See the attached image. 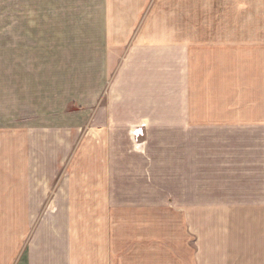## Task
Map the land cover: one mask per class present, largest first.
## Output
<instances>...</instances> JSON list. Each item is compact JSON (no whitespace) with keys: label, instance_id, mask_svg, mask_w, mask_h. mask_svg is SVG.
I'll return each mask as SVG.
<instances>
[{"label":"crops","instance_id":"crops-1","mask_svg":"<svg viewBox=\"0 0 264 264\" xmlns=\"http://www.w3.org/2000/svg\"><path fill=\"white\" fill-rule=\"evenodd\" d=\"M151 4L152 0H103V7L94 6L85 18L81 14L77 26L71 28L81 27L90 38L103 32L107 43L101 46H121L122 39H135L133 46L145 48V62L155 57L152 63L160 65L159 71L123 75L124 84L113 83L103 97L105 105H98L92 116L88 127H96L108 137L119 132L120 147H114L109 157L111 167L105 169L99 163L101 156L92 154L97 166L80 171L76 168L80 180L67 183L65 203H49L42 212V203H35L39 198L36 175L42 159L40 147L23 152L25 165L17 148L10 151L7 129L0 127V264H264V39L240 43L194 40L190 57L189 41L170 36L169 29L162 30L154 44ZM132 32L139 33L134 36ZM138 50L131 48L130 54ZM89 62L87 70L76 74L81 83L74 85V90L86 89L85 82L98 95L105 74L94 66L100 63L98 58ZM234 67L240 70L242 96L248 97L236 110L227 100L217 104L218 96L232 95ZM121 74L116 73L112 80L120 79ZM130 89L144 91L125 92ZM252 94L258 97L256 107L249 106ZM94 97L75 98L84 104L93 103ZM206 97L208 103L203 107L190 105V101L198 103ZM141 123L152 129L150 135L140 138L144 147L149 142L158 143L154 134L160 129L163 152L159 164L147 151L136 149L129 135L130 128ZM199 128L224 129L232 135L217 138L190 130ZM233 128L241 130L240 136H233ZM180 129L186 131L180 134ZM238 145L240 152L233 150ZM250 150L257 153L256 159L248 154ZM78 154L85 158L83 153L72 158ZM138 160L144 161L140 168ZM205 164L212 172L201 171ZM222 165L229 186L202 187V191L201 176L219 175ZM26 174L29 203L22 199L19 180L10 179ZM138 174L163 177L162 199L164 203H184L171 208L181 215L188 232H172L174 227L167 225L166 230L154 233L153 208L146 194L142 203L132 196L133 203H116L120 189L118 195H112L106 187L107 178L112 176L114 186L131 192L136 190V184H130ZM120 176H129V183ZM138 188L144 193L150 191L147 185ZM110 199L115 203H106ZM91 200L97 203H89ZM204 203L209 204L206 207ZM232 203H242L239 212L233 210ZM218 214L225 227L218 224Z\"/></svg>","mask_w":264,"mask_h":264},{"label":"rangeland","instance_id":"rangeland-1","mask_svg":"<svg viewBox=\"0 0 264 264\" xmlns=\"http://www.w3.org/2000/svg\"><path fill=\"white\" fill-rule=\"evenodd\" d=\"M98 5L99 8L103 7V0H0V127L7 129L10 151L17 148L18 154L25 158V165L27 157L23 152L31 151L33 146L40 147L42 159L40 172L36 175L39 198L36 197L35 203L38 201L42 203V212L49 203H65L64 194L67 183L71 185L69 181L74 184L75 181L80 180V176L74 172L76 168L80 171L81 168L85 170L97 166L98 161L92 154L101 156L99 163L103 164L105 169L112 166L109 157L114 147H120L119 132L117 135L108 137L106 132H100L96 127H88L97 106L100 105L102 108L105 105L103 97L109 93L112 84H124L122 76L130 72H143L144 75L145 71L160 70V65L152 63L155 57L149 58L148 63L145 62L144 56L147 55L145 48L133 46L135 39L129 41L122 39L119 42L121 46L108 47L101 46L107 43L105 41L107 37L103 36V32L90 38L88 31L83 33L81 27L72 31L71 28H75L78 20L81 19V14L85 18L86 12ZM151 6L154 44L160 40L161 31L169 29L170 36L189 41L188 55L190 57L193 55L194 40L196 43L225 40L240 43L244 40L256 42L264 39V0H152ZM80 8L81 11H79ZM76 13L79 14L78 17ZM55 26L65 31L56 32ZM132 35L135 36L136 32H132ZM99 43L100 46H98ZM134 47L139 48L136 54ZM131 48L134 50L133 55L130 54ZM97 58L100 63L94 66L97 71L105 74L98 95L96 92L93 93L89 84L85 82L86 89H78L81 79L80 76H76L78 72L87 70L91 65L87 61ZM116 73L122 74L120 79L114 81L112 77H115ZM233 75L232 95L218 96L217 104L227 100L236 110L240 108L243 98L248 97L242 96L240 90L239 68L234 67ZM140 82L145 83V80ZM74 85H77L76 90ZM143 91L125 90V92L137 94ZM74 92H76L75 96ZM80 95H83L85 100L92 98L93 95L96 97L93 103L86 101L81 104L75 98ZM257 98L255 94L250 95L249 106L256 107ZM205 103H208V97L205 101L201 100L198 103L190 101V105L195 109L203 107ZM135 127L143 129L141 140L144 136L146 137V133L150 135L152 130L141 123L131 127L129 133ZM155 130L158 131L154 134L158 143L149 142L144 147V141H142L139 149L143 153L147 151L153 157L152 161L159 164L163 152L159 144L162 134L160 129ZM190 130H199L197 134L217 138L232 135V132L225 133L224 129L219 128ZM181 131L186 129H180V134L183 133ZM240 131L238 128H233V136H240ZM33 139L35 143H32ZM223 146L224 144L221 145ZM233 150L240 152V145L234 146ZM76 153H83L85 158H81L79 154L72 158V155ZM248 154H252L254 159L257 158V153L251 150ZM242 158L248 159L249 156ZM234 162V160L231 161V163ZM137 164L140 168L144 161L138 160ZM27 169L26 173H28ZM224 170L225 166L222 165L219 175L201 176V190L202 187L207 190L209 186H229L227 183L229 178L225 176ZM201 171L212 172L209 171L207 164L201 167ZM16 176H10V179L19 180L24 195L22 199L25 203H29L31 191L30 184L27 183L28 176L27 174L24 178L22 175ZM85 176L84 173V180ZM111 177L107 178L106 187L114 196L119 194L120 189V195L115 199L116 203H133L132 197L138 198L137 203H142V196L145 194L149 196L147 203H151L153 216L157 219L153 218L154 233L166 230L167 225L169 228L174 227L172 232H188L187 224L183 222L181 215L171 208L173 206L176 209L184 203H164L162 199L161 179L163 177L160 174H150L146 177L138 174L130 184V186L136 184V190L131 192L123 191L120 185L114 186ZM239 178L240 176L238 180ZM120 179L127 180L126 184H128L130 177L120 176ZM217 179L223 182L216 184ZM22 180H24L23 185ZM96 180L97 178L94 181ZM145 185L150 188V191L147 193L139 191L138 187L142 188ZM233 186L235 187L234 184ZM106 197H109L108 194ZM227 199L240 198L228 196ZM89 203L97 202L91 200ZM106 203L115 202L110 199L106 200ZM208 204L204 203V206L207 207ZM241 204L232 203L233 210L239 212ZM214 206L217 205H212ZM219 216L218 214V224L225 227V223L220 221ZM160 217L161 220H158ZM153 242L156 247V240L154 239Z\"/></svg>","mask_w":264,"mask_h":264},{"label":"built area","instance_id":"built-area-1","mask_svg":"<svg viewBox=\"0 0 264 264\" xmlns=\"http://www.w3.org/2000/svg\"><path fill=\"white\" fill-rule=\"evenodd\" d=\"M142 133L143 129L141 130L140 127H135L130 131L131 139L136 149H139L142 146V141H140Z\"/></svg>","mask_w":264,"mask_h":264}]
</instances>
